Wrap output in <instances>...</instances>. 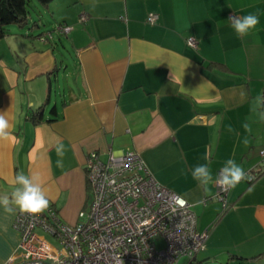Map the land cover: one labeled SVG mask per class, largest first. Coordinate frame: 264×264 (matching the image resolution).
Segmentation results:
<instances>
[{"label":"crops","instance_id":"1","mask_svg":"<svg viewBox=\"0 0 264 264\" xmlns=\"http://www.w3.org/2000/svg\"><path fill=\"white\" fill-rule=\"evenodd\" d=\"M40 7L56 27L74 28L43 40L48 33L34 30L43 20L30 14V32L11 25L0 39V112L11 126L0 140V195L10 194L20 171L38 174L59 216L74 225L88 208L89 152L106 158L110 150H135L159 183L188 200L198 230L209 232L198 264H264V121L251 111L253 98L263 96L264 0H54ZM247 14L259 23L241 37L229 18ZM57 141L65 145L63 168ZM230 158L247 174H263L231 189L225 208L219 187L206 191L191 170L207 164L215 180ZM17 213L0 210V264L20 259Z\"/></svg>","mask_w":264,"mask_h":264},{"label":"built area","instance_id":"2","mask_svg":"<svg viewBox=\"0 0 264 264\" xmlns=\"http://www.w3.org/2000/svg\"><path fill=\"white\" fill-rule=\"evenodd\" d=\"M157 18L151 13L148 21ZM87 19L82 15L80 22ZM73 28L60 24L56 30L68 35ZM52 37L48 33L41 39ZM188 42L198 46L195 38ZM101 154L93 150L87 156L88 208L79 213L80 221L64 222L51 203L37 215L18 211L14 228L21 237L20 259L4 264H198L209 232L198 230L188 200L159 183L139 152ZM261 156L264 161V149ZM262 174H248L249 182ZM230 190L219 188L225 208Z\"/></svg>","mask_w":264,"mask_h":264},{"label":"clouds","instance_id":"3","mask_svg":"<svg viewBox=\"0 0 264 264\" xmlns=\"http://www.w3.org/2000/svg\"><path fill=\"white\" fill-rule=\"evenodd\" d=\"M229 22L237 35L243 37L248 35L250 30L257 26L259 17L255 14L233 16L229 18ZM239 96L241 100L247 98V93L243 88L239 90ZM251 104L253 114L260 121H264V96L254 97ZM10 127L6 112H0V140H7L10 137ZM242 127L245 131L251 132L249 123H244ZM228 130L232 131L231 127ZM243 143H248L247 138L243 140ZM54 149L58 157L56 166L57 168H63L65 145L63 142L57 141ZM207 159L208 157L205 156V160ZM191 175L201 186L205 187L206 191L210 183H215L222 191H228L235 188L242 180L252 179L243 167L231 158L225 161L215 180L207 164L194 166L191 170ZM49 203L50 201L41 176L32 173L25 174L24 171L16 174L10 194L0 195V210L8 216L14 215L17 210L21 213L37 215L43 213L49 207Z\"/></svg>","mask_w":264,"mask_h":264},{"label":"trees","instance_id":"4","mask_svg":"<svg viewBox=\"0 0 264 264\" xmlns=\"http://www.w3.org/2000/svg\"><path fill=\"white\" fill-rule=\"evenodd\" d=\"M36 1L43 7H49L54 0ZM31 3L32 0H0V39L8 34L9 26L29 24Z\"/></svg>","mask_w":264,"mask_h":264},{"label":"rangeland","instance_id":"5","mask_svg":"<svg viewBox=\"0 0 264 264\" xmlns=\"http://www.w3.org/2000/svg\"><path fill=\"white\" fill-rule=\"evenodd\" d=\"M30 11H31V16L33 17V19H39L40 17L42 18L43 20V23L42 25L40 26L41 28L40 29H37L35 28V32H41V31H45L46 33H52L53 37L54 38H57L59 37V34H58V31H56V25L54 24L55 21H54V18H53V15L51 13H49V15H41V12L42 11V8L40 7L39 3L36 1V0H32V3H31V8H30ZM23 28H26L27 31H31L30 29V26L29 25H26V26H23ZM63 41L64 42H68V38L67 37H64L63 38ZM70 47V45H69ZM60 51L62 50L61 47H59ZM59 51V53H61Z\"/></svg>","mask_w":264,"mask_h":264}]
</instances>
